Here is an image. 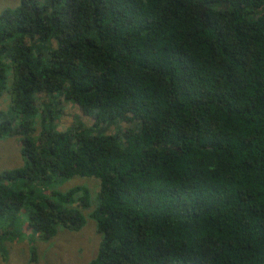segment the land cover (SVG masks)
<instances>
[{
	"label": "trees",
	"instance_id": "16d2710c",
	"mask_svg": "<svg viewBox=\"0 0 264 264\" xmlns=\"http://www.w3.org/2000/svg\"><path fill=\"white\" fill-rule=\"evenodd\" d=\"M1 89L23 156L0 170L2 224L79 229L88 189L45 191L92 176L86 264H264V0H18ZM57 95L93 128L57 129Z\"/></svg>",
	"mask_w": 264,
	"mask_h": 264
},
{
	"label": "rangeland",
	"instance_id": "374dc122",
	"mask_svg": "<svg viewBox=\"0 0 264 264\" xmlns=\"http://www.w3.org/2000/svg\"><path fill=\"white\" fill-rule=\"evenodd\" d=\"M18 0H0V10L6 6L13 7ZM43 94H36L35 106L39 109ZM8 94L0 90V110L6 109ZM45 98V97H44ZM56 107L60 112L54 118L57 129L64 130L67 127L81 123L93 128L91 119L83 116L76 104L71 101H63L57 95ZM123 121L119 123L122 127ZM133 121L131 126L135 127ZM102 125L96 126L97 128ZM39 127L38 119L36 128ZM96 129V128H94ZM109 127L106 132H112ZM23 162V156L20 153V137L16 135H7L0 138V170L16 167ZM50 191L63 192L69 187L80 184L84 185L89 191V208L81 209L84 216V223L77 230L66 229L57 226L55 234L48 240L38 239L30 231L25 219L20 225L13 223L10 225L2 224L0 221V264H86L96 253L100 240V234L95 229L94 221L87 216L91 206L95 204V193L98 189V180L92 176H73L69 178L56 177L50 183ZM94 199V201H93ZM77 199L74 200L76 202ZM3 228L9 233L1 235ZM20 231V235L13 234L14 231Z\"/></svg>",
	"mask_w": 264,
	"mask_h": 264
}]
</instances>
